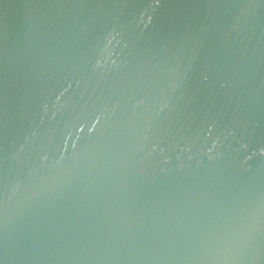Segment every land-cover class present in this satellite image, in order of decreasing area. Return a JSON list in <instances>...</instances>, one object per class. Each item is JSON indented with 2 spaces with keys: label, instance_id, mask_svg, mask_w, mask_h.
<instances>
[{
  "label": "water",
  "instance_id": "obj_1",
  "mask_svg": "<svg viewBox=\"0 0 264 264\" xmlns=\"http://www.w3.org/2000/svg\"><path fill=\"white\" fill-rule=\"evenodd\" d=\"M0 264H264V0H0Z\"/></svg>",
  "mask_w": 264,
  "mask_h": 264
}]
</instances>
